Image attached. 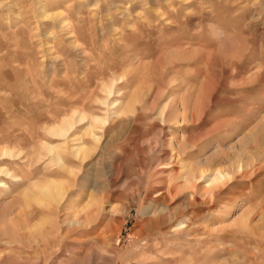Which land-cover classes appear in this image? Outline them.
Instances as JSON below:
<instances>
[{"label": "rangeland", "instance_id": "rangeland-1", "mask_svg": "<svg viewBox=\"0 0 264 264\" xmlns=\"http://www.w3.org/2000/svg\"><path fill=\"white\" fill-rule=\"evenodd\" d=\"M186 169L202 194L169 203L192 222L172 253L141 204ZM56 183L73 200L52 218L71 230L64 264H264V0H0V259L33 256L14 234L51 225ZM110 218L126 224L99 247Z\"/></svg>", "mask_w": 264, "mask_h": 264}, {"label": "bare ground", "instance_id": "bare-ground-1", "mask_svg": "<svg viewBox=\"0 0 264 264\" xmlns=\"http://www.w3.org/2000/svg\"><path fill=\"white\" fill-rule=\"evenodd\" d=\"M40 18H42V17H40ZM47 18H50V17L47 16ZM60 21H62V20H60ZM58 26L59 25H57V28H58ZM113 103H112V105H114ZM120 109L117 111V113L115 114V116H117L119 114L118 112L121 111ZM115 112H116V110L113 113H115ZM83 119H85V117H81V119L80 120H77V121H76V118H73V120H74L73 122L74 123H72V124L71 123H66V122H68V121H66L65 122V126H64L65 128H60V126L58 128V125H57L56 126L57 129H55L53 132L56 131V133H55L56 136L62 137V138H66L67 140H69L68 139L70 137L69 134L73 130V128H74L73 126L76 123L78 124V122L80 123L81 120H83ZM65 120H68V119H65ZM105 121H107V119L106 120L96 119L93 122H96V123H99V124L102 125V124H106ZM63 125H64V123H63ZM95 130L90 127L88 129V131L86 132V136L90 137L96 143V142L99 141V138H98V135L95 133ZM76 140L77 139H72L73 142L77 143V141H78L77 144H80V142H81L82 139L81 140H77V141ZM75 143H74V145H76ZM68 150H69V148H68ZM70 152H72V155L74 156V158L77 161H79L78 164L80 166L82 165L83 162H85V159L87 158V156L88 157L91 156V153H90L88 147L87 146H82V145L81 146L78 145L75 149H72L71 148L70 149ZM171 155H173L174 158L177 156V154H175V153L174 154L171 153ZM53 158L56 161H59L58 154L57 155L55 154V157H53ZM177 160L179 162H182L179 159L178 156H177ZM68 170L69 169L67 168V171ZM182 172L183 173H178L176 176H174V178L175 177H178V178L180 177V178H182V180L184 182L182 181V183H181V182L178 181V179H171L170 182H168V183H165V182L163 183V181L162 182L159 181L157 184H154V185L150 186V188L146 192V195L144 194L145 197H146V199L149 202H151V204L146 205V206H144L145 203L144 204H141V210H143L144 212H148V217L146 216L147 217V223H146V225L148 226V228L149 227H153V228H156V229H160L161 230L160 232H163V234H165V236H168L167 237V242H168V245L170 247L169 249H170V251L172 253L178 247L177 244H176V239L175 238L176 237L179 238V236H189V234L191 233V228L192 227L190 226V224L192 222L191 221L189 222L190 218L188 217V214L189 213H187V212L188 211L195 210L196 203H198V202H194V201H191L190 202L189 201L187 203L188 198H191L193 196V198L195 199L196 196H197V194H202V192H199L200 190L198 189V187L196 185V173H195L196 171H194L192 169H186L185 171H182ZM68 173H72V172L71 171H68ZM215 174H216V176L213 179V181L210 184L207 185V187H209L210 189H207L205 191V193H208L209 192L210 196H214L216 193L219 192V191L214 190V183L216 185V183L222 177L228 176L227 173L221 174L220 171H217ZM49 183H53V182L52 181H49ZM190 183H192L191 184L192 185L191 186V191L192 192H184V190H183L184 187L186 185L190 184ZM52 185H55V186L54 187L48 186L46 192L45 191L40 192V194L42 196V198H40V200L43 201L40 204V206L42 207V206H44V204H47L45 207L47 208L48 212L50 211L48 217L51 218V220H52L53 216H54V219H56V216H57V213H56L57 212V208L59 207L60 204L65 203V202H66V204L67 203L68 204H71V202L73 201V200H71L72 198L69 199V200L67 199L68 202L65 201L66 200V197L68 195V192L63 188V186H62L61 183H56V184H52ZM31 200L37 201V199L35 197H32ZM173 200H175L177 202L178 201L179 202L181 201L180 203H185V204H187V206L189 205L188 208H186L187 206H185V209L188 210V211L186 213H183L182 212L179 215H172L171 214V208H170L169 203L172 202ZM41 201H39V202H41ZM158 203H160V204H158ZM41 209H43V207ZM32 213L33 212H30V215H32ZM24 215L27 216V214H24ZM30 215H29V217H30ZM186 218L189 219V220H187L189 222V224H187L185 221H183ZM54 219L52 220L51 225L48 226L46 224L47 227L45 225L46 229L42 228V225L41 224H33V225H31L30 223H29V225H26L24 223L26 225V228L23 226L24 229H22V228L21 229H18L16 227L17 228V230H16V228H14L16 230V232L14 231L15 232V234H14V239H15L14 240V244H17V242L19 240L21 241V238L23 239V237H22L23 235L21 233L17 232V231H20V232L23 231V233L26 234L25 241L29 242V245L26 242V244L28 245V248H26V250L28 249L30 252H32L33 253L32 254L33 256L32 257H30L31 255L30 256L28 255L29 257L28 256H26V257L25 256L24 257L21 256L20 249L15 245L14 248L12 249V251H11L12 254H9V257H7L6 260L0 259V264H64L66 262L65 259H67V260L70 259V255L73 252L72 251L70 253L69 248H67L69 246V243L67 242V239H68V235H69V233H70L71 230H67L66 232L63 233V231H60V228L61 227L60 228L58 227L59 224L56 225V226H54L53 223L57 224L56 223L57 221L55 222ZM109 220L110 221L103 227V229L101 228L102 229L101 231H99L98 233H97L96 230L94 231V241H95L94 244L95 245H97V246H99L101 244L102 245H106V241L107 240H109V241L112 242L114 240V237L116 236V234L118 235V233L120 232V230L122 229V227L125 226V224H126L125 218H122L121 221L114 220L112 218H110ZM114 222L118 225L117 228L115 227L116 229L115 228L112 229V227H113L112 224ZM79 225H80V222H79ZM20 227H22V226H20ZM157 231L158 230H156V232ZM41 236L44 239H41ZM162 238H163V236H162ZM143 240L145 242H148L147 237H145ZM146 248H148L147 245H146ZM254 249H256V250H254V252L252 253L253 256H254V253L255 252L260 253V251H261V249L257 245L255 246ZM107 251L111 255H109L107 253H105V254L108 255V256H110L113 259V257L116 255V247L111 248V249H108ZM107 251L104 250V252H107ZM90 253H92V252H90ZM97 257L98 256H96L94 258H97ZM174 264H178V263L174 262Z\"/></svg>", "mask_w": 264, "mask_h": 264}]
</instances>
